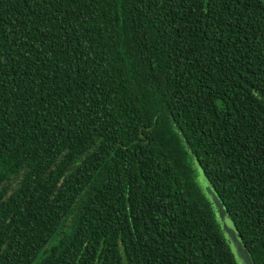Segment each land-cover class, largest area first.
<instances>
[{"label": "trees", "instance_id": "trees-1", "mask_svg": "<svg viewBox=\"0 0 264 264\" xmlns=\"http://www.w3.org/2000/svg\"><path fill=\"white\" fill-rule=\"evenodd\" d=\"M197 168L264 264V0H0V264H237Z\"/></svg>", "mask_w": 264, "mask_h": 264}, {"label": "water", "instance_id": "water-1", "mask_svg": "<svg viewBox=\"0 0 264 264\" xmlns=\"http://www.w3.org/2000/svg\"><path fill=\"white\" fill-rule=\"evenodd\" d=\"M142 136V135H141ZM207 193L212 197L213 200L216 199V197L213 195V193L211 192V189L208 187L207 188ZM217 211H218V218L219 220L223 221V217L227 216L229 217V219L231 220L230 216L228 215V213L223 209V207L221 206V204H217ZM232 222V220H231ZM233 223V222H232ZM229 236L232 240V245H231V251L236 259L237 264H254L251 254L249 253V251L247 250L243 239L240 235V233L237 231V229L235 228L234 224L233 227H226Z\"/></svg>", "mask_w": 264, "mask_h": 264}, {"label": "rangeland", "instance_id": "rangeland-1", "mask_svg": "<svg viewBox=\"0 0 264 264\" xmlns=\"http://www.w3.org/2000/svg\"><path fill=\"white\" fill-rule=\"evenodd\" d=\"M195 172V171H194ZM195 177H196V182L198 184V186L201 188V190L203 192L206 193L207 197L209 198L210 202L212 203L213 207H214V210H215V214H216V217H217V220L220 224V228H221V231L224 235V238L226 240V242L228 243L229 247H231L232 245V240L229 236V233L227 231V229L225 228V226L227 227H233V223L231 222V220L229 219V217L227 216H224L222 219L223 221L219 220L218 218V211H217V206H216V203L217 204H221V206L223 207L222 203L220 202V200L217 198V196L213 193V191L211 190V192L213 193V195L216 197L215 200L212 199V197L207 193V188L209 187L208 184H207V181L205 180V178L203 177V174L201 172V170L199 168H197V174L195 173ZM210 188V187H209ZM211 189V188H210ZM224 209V207H223ZM225 210V209H224ZM231 249V248H230ZM234 256V255H233ZM235 258V257H234ZM236 260V259H235ZM237 263V262H236Z\"/></svg>", "mask_w": 264, "mask_h": 264}]
</instances>
